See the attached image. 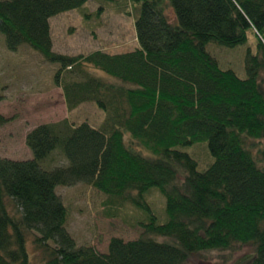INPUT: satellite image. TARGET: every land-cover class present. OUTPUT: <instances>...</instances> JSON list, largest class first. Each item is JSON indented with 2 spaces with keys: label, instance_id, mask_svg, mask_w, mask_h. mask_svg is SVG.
<instances>
[{
  "label": "trees",
  "instance_id": "trees-1",
  "mask_svg": "<svg viewBox=\"0 0 264 264\" xmlns=\"http://www.w3.org/2000/svg\"><path fill=\"white\" fill-rule=\"evenodd\" d=\"M88 1L0 0L7 48L28 45L60 66L69 111L94 103L105 113L99 126L40 124L26 136L32 158L0 156V264H30L32 255L40 264H189L213 255L231 264L245 249L246 264H264V0H98L134 13L138 46L55 51L50 19ZM249 34L245 78L207 50L244 45ZM9 121L0 114V128ZM204 143L212 162L200 170L184 149ZM78 182L106 196L108 216L129 204L145 211L140 237H114L107 252L78 246L57 192ZM153 188L166 200L164 223L146 199Z\"/></svg>",
  "mask_w": 264,
  "mask_h": 264
},
{
  "label": "rangeland",
  "instance_id": "rangeland-1",
  "mask_svg": "<svg viewBox=\"0 0 264 264\" xmlns=\"http://www.w3.org/2000/svg\"><path fill=\"white\" fill-rule=\"evenodd\" d=\"M124 2L120 0L121 5ZM101 5L104 7L98 14ZM134 19V13L126 14L115 4L89 0L82 8L50 19L53 49L69 55L88 54L95 50L110 53L133 50L138 46ZM255 42L249 34V41L244 45L231 48L209 44L207 50L221 68L231 69L245 78L246 50L251 47L254 51ZM59 68L28 45H21L16 51L9 50L4 35L0 33V114L11 119L0 128V156L18 160L32 158L26 136L43 123L65 118L73 124L89 121L99 126L103 122L105 113L94 103L82 104L73 111L67 109L63 89L55 78ZM98 74L106 76L101 71ZM193 146L184 150L198 161L199 169L203 170L212 162L205 147L207 144ZM63 163L66 164L65 161ZM57 192L68 208L67 227L78 246H94L100 252H107L112 238L129 241L139 238L143 232L138 222L146 217L145 211L129 204L116 216H108L103 206L106 196L87 183L58 186ZM146 199L159 222L164 223L167 213L163 194L158 188H153L146 194ZM245 252L248 249L237 254L238 258L231 264L249 262L252 256L241 258ZM30 264H40L39 258L32 255ZM189 264L225 263L218 255H213L209 261L192 259Z\"/></svg>",
  "mask_w": 264,
  "mask_h": 264
}]
</instances>
